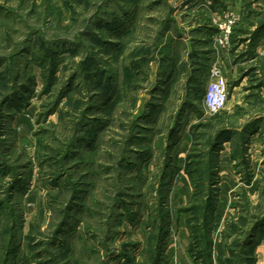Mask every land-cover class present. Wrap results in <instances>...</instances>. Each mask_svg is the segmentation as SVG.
I'll return each mask as SVG.
<instances>
[{
  "label": "rangeland",
  "instance_id": "374dc122",
  "mask_svg": "<svg viewBox=\"0 0 264 264\" xmlns=\"http://www.w3.org/2000/svg\"><path fill=\"white\" fill-rule=\"evenodd\" d=\"M263 220L264 0H0V264H264Z\"/></svg>",
  "mask_w": 264,
  "mask_h": 264
},
{
  "label": "built area",
  "instance_id": "2783aa9c",
  "mask_svg": "<svg viewBox=\"0 0 264 264\" xmlns=\"http://www.w3.org/2000/svg\"><path fill=\"white\" fill-rule=\"evenodd\" d=\"M227 19V22L221 28L220 37L216 40L217 45L223 49L229 46L232 27L237 22L236 15L233 13L227 15ZM211 77L203 98V105L208 114L216 115L227 108L229 102V85L219 68L215 67L212 69Z\"/></svg>",
  "mask_w": 264,
  "mask_h": 264
},
{
  "label": "trees",
  "instance_id": "16d2710c",
  "mask_svg": "<svg viewBox=\"0 0 264 264\" xmlns=\"http://www.w3.org/2000/svg\"><path fill=\"white\" fill-rule=\"evenodd\" d=\"M209 211H210V209H211V206H209ZM264 224V220L263 221H261V225H263Z\"/></svg>",
  "mask_w": 264,
  "mask_h": 264
}]
</instances>
